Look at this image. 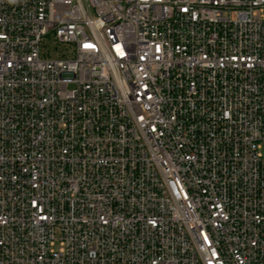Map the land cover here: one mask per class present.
<instances>
[{"label":"built area","instance_id":"built-area-1","mask_svg":"<svg viewBox=\"0 0 264 264\" xmlns=\"http://www.w3.org/2000/svg\"><path fill=\"white\" fill-rule=\"evenodd\" d=\"M0 264H264V0H0Z\"/></svg>","mask_w":264,"mask_h":264},{"label":"rangeland","instance_id":"rangeland-1","mask_svg":"<svg viewBox=\"0 0 264 264\" xmlns=\"http://www.w3.org/2000/svg\"><path fill=\"white\" fill-rule=\"evenodd\" d=\"M54 46H55V44H54ZM60 47H61V49H65V48H70V47H72L70 44H61V45H59Z\"/></svg>","mask_w":264,"mask_h":264}]
</instances>
